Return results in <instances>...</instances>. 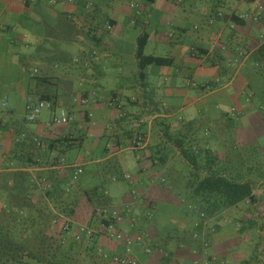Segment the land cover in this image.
<instances>
[{
    "label": "crops",
    "instance_id": "crops-1",
    "mask_svg": "<svg viewBox=\"0 0 264 264\" xmlns=\"http://www.w3.org/2000/svg\"><path fill=\"white\" fill-rule=\"evenodd\" d=\"M193 1L0 0V213L6 206L15 209L28 204L30 212L37 209L40 214L51 211L59 215L63 205H69L74 210L71 221L75 227L86 221L85 226L100 232L86 242L88 247L94 246L99 256L103 252L113 255L122 247L109 234H101L102 220L100 223L92 213L93 205H102L124 214L115 230L133 239L143 236L146 245L153 247L151 256L137 250L142 264H181L179 259L184 257L187 264H194L186 250L171 247V243L177 237L194 239L199 219L169 217L149 226L144 213L138 212L146 207L152 212L156 197L170 202L166 178L160 180V186L156 185L159 175L140 178V196L118 183L134 180L126 171L129 168H122L134 166L129 151L135 154L138 172L165 168L166 173L172 161L182 157L176 141L187 146L185 131L191 130L207 110H228V104L234 103L232 110L241 111L251 102L248 89L242 95L243 91H238L241 84L245 88L244 82L238 81L239 70L224 65L219 72V62L231 64L239 58L243 67L252 60L264 43V0H217L211 11L204 12L195 11ZM242 2L258 6L255 11L239 12ZM154 10L160 14L156 20ZM232 14L249 16L246 25L224 19ZM143 34L149 36L146 55L173 61L171 66H149L144 77L137 57L138 39ZM149 44L164 48V53H147ZM132 91L135 96H129ZM42 94L54 96L57 106L67 110V125L53 124L49 110L44 111L47 117L43 112L36 122L26 121L27 97ZM81 99L88 104L83 105ZM224 115L231 116L229 111ZM237 130L231 138L233 154L228 149L225 153L213 149L218 153V165H230V160L237 164V150L248 141L251 146V134ZM154 134L157 138L152 143ZM138 137L143 138L141 146L132 144ZM78 139L75 147L67 148V141ZM88 139L94 142L86 153L91 160L84 163L77 155L75 161H69L65 152L83 147ZM85 164L102 168L88 171ZM77 168L82 173L73 183ZM88 172L100 180L98 185L87 187L83 177ZM125 174L130 175L129 180ZM63 188L68 191L66 195ZM51 189L56 190L47 195ZM94 189L98 191L92 192ZM254 193L259 199L264 197L257 189ZM260 206L264 201L253 208L261 210ZM261 214L257 211L255 218L246 215L237 225L240 233L255 226L264 245ZM216 217L201 221L200 230L218 255L228 240L214 244L215 232L211 235L209 227L217 223ZM70 234L76 235L75 231ZM258 249L263 253V246ZM216 253L211 252L213 259Z\"/></svg>",
    "mask_w": 264,
    "mask_h": 264
},
{
    "label": "rangeland",
    "instance_id": "rangeland-1",
    "mask_svg": "<svg viewBox=\"0 0 264 264\" xmlns=\"http://www.w3.org/2000/svg\"><path fill=\"white\" fill-rule=\"evenodd\" d=\"M216 2L217 0H194L192 4L195 11L204 12V10L211 11L216 6ZM148 5L150 6L149 3ZM184 5H186V3H184ZM257 6L258 5L253 2H242L239 12H248L251 10L255 11ZM148 12H153V10L149 9ZM159 15L160 14L156 10H154L153 20H156L155 17H158ZM192 23H190L189 25H191ZM147 53L161 54L164 53V48L156 46L154 44H149ZM237 59L239 60V58ZM238 60H233L231 64L229 63V61L219 62V65L221 67L219 69V72H221V69L223 70L224 65H230L234 69V71L239 70L240 78L238 81H240L241 79V83L244 82L245 88L241 84V87H239L238 91L240 92L242 90L243 92L240 94L242 95L248 89L247 94H252L251 102L246 105L244 110L241 111L232 110L235 105L234 103L228 104V110L223 107L207 110L206 114L202 116L196 124L191 126V130L185 131L186 133H188L186 134L187 148L191 147L193 149H205V147H207L206 145L208 144L212 149L220 150L224 153L225 150L228 149L232 151L233 154L234 144L231 138L234 134H238L237 129H241L243 130L242 134H251L250 143L252 144L251 146H249L248 141L247 145H244L243 147H241V149L237 150V155L240 158V166L236 169L238 171L240 179H245V181H263L264 117L261 114V109L264 108V68H262L260 64L254 60L249 61L247 64L245 62V66L242 67L240 66ZM233 90L234 88H232V92ZM135 95V91H132L129 94V96ZM225 111H229V113L231 114L229 118L225 117ZM43 117H47V112L43 113ZM178 127L179 129L182 128L181 125H179ZM156 138L157 136H155L154 134L152 143L156 142ZM93 143L94 142L88 139L83 147L75 148L68 152H65L67 158L69 159V161H75L77 155H79L81 160H84V163L85 161H90L91 157H88L86 153L91 150V148L93 147ZM101 144L104 145L105 143ZM128 154L132 158L131 161L134 162L132 163V165L134 166H122V168H129L126 171L130 173L131 177H133L134 180L133 182L129 183L122 181L118 182L119 185L122 186L126 191H134L133 193L138 192L137 195L140 196L142 190V187H140L141 184H139L138 182L140 178L145 180L147 177H150L152 175H155V177L156 175H159L157 176L156 180L157 186H160V180H163L164 177L167 180V199L170 198L171 203L167 201L164 203L156 197V200H154L155 206L152 212V208L150 207L138 210L139 213H144L143 215H145V220H147L149 226L155 222L158 223L162 220H167L169 217L172 219H186L187 217V220L194 219L196 222L199 219L201 221L200 215L195 210L194 203L196 199L192 196V188L190 186L192 180L194 179L193 169L186 161L183 160L182 157L179 156L178 158L174 159L172 161V164L170 165V168H166L168 169L166 173H164L165 168H150L147 172L140 173L138 172L139 169L136 167V165H138V162L135 161V154L132 151H129ZM84 168H87L88 171H91L92 168L102 167L93 164H85ZM225 169L226 168H217L218 171H224ZM91 175L92 174L88 172L87 175L83 177V179L87 182L88 188L96 186L100 183V180H95L94 177L91 178ZM88 180L90 182H88ZM106 185H108L107 187L111 186V184ZM111 189L112 188H110V190ZM256 189L259 191L260 195L263 194L264 196V183L260 185V187L258 186V188ZM260 190L263 191V193H260ZM261 200H264V197H262ZM260 208L261 210H259L258 208L254 209L250 205H246V203H241L238 207L225 210L221 214L217 215V223L214 222V225L209 227V229H211V235L215 232V235H213L212 237L214 244L220 243V241L225 242L226 240H228L227 245H223V248L220 253L218 252V255L216 253L218 250L212 251L210 249L211 246H209L205 250L201 245L202 241L200 239L194 240L191 237L187 241L186 239H182V237H177L176 240L171 243V247L177 248L178 246L179 248L181 247L183 250H186L189 255H187V257L191 258L192 256L195 261H193L194 264H264V250L263 253H260L258 249V246L264 247V245H261V240L259 238L257 228L254 226L253 228L248 229L246 232L240 233L237 225V223L240 220H243L246 215L253 216L255 218L257 211L260 214L262 213L261 217L264 218V206H260ZM256 209L258 210L256 211ZM93 212L94 208H92V213ZM55 214L57 215V213ZM0 216H3L2 211L0 213ZM32 217H34V215ZM31 222L34 227H31L29 230L34 231L35 235L40 236L43 225L41 223L34 222L33 220H30V223ZM80 223H83L85 225L86 221H81ZM245 223L248 224V221L245 220ZM91 228L96 231L95 227ZM78 230V226H73L72 233H74V231L76 233V231L78 232ZM71 236H73V234L69 235V237ZM74 236L75 238L77 237V235ZM191 240L192 242L189 244ZM68 244L69 242L66 243V248L68 247ZM228 245L232 246L227 248ZM210 251L214 254L216 253L214 259L213 256L211 257ZM235 252H237L236 257ZM105 254L108 255L109 253L105 252ZM201 256L202 259L198 260L197 258H201ZM184 258L179 259V263L187 264V261H185ZM78 260L80 264H93L90 253L78 254Z\"/></svg>",
    "mask_w": 264,
    "mask_h": 264
},
{
    "label": "trees",
    "instance_id": "trees-1",
    "mask_svg": "<svg viewBox=\"0 0 264 264\" xmlns=\"http://www.w3.org/2000/svg\"><path fill=\"white\" fill-rule=\"evenodd\" d=\"M224 19L240 25H246V20L242 19V16L240 17L235 14L226 15ZM148 39L149 36L147 34H143L138 39L137 57L139 59L142 77H144V72L149 66H171L173 64V61L169 58L146 55L145 49ZM252 60L259 63L260 66L264 68V43L260 45ZM40 98L52 101L57 105V101L52 95L42 94ZM261 114L264 117V108L261 109ZM79 140L80 139L73 142L67 141V148L69 145H71L72 148L75 147ZM176 146L180 149L183 159L193 169L194 179L190 186L192 188V196L196 199L194 203L195 210L200 215L201 221L210 222L212 218L225 210L238 207L241 203H248L251 207L260 203L261 199L255 195L254 190L258 188L261 181H245V179H240L236 169L240 166V158L238 155L236 158L237 164L234 165L230 160V165L229 163L227 165H218V153L211 148H187L182 141H176ZM233 166L236 168H231ZM217 168L226 169L224 171H218ZM54 190L56 189H51L46 194L50 195ZM96 191L98 190L94 189L92 192ZM62 193L66 195L68 193L67 189L63 188ZM86 195L89 197L90 194L86 192ZM261 201L263 202L264 200ZM14 208L15 209H13V206L4 207L2 211L4 216H0V264H80V262H78V254L80 253H90V257L94 264L97 261H99V263L103 261L113 264V259L116 257H123L126 254V249L122 245H120L122 247L120 252L113 255L110 253L106 255L105 252H103L100 256L96 253V248L94 246L88 247L89 245L86 242L93 241L100 232L98 234L95 233L90 240L82 238V240L78 241L75 236L69 237L74 226L71 221L74 216V210L71 209L69 205H63V209H60V215L53 214L51 211H49V213L42 211L44 214L42 219V213L36 212L40 210L32 208L35 210L30 212L31 206L28 204ZM93 208V215H95L94 213L98 208L110 209L102 205H93ZM34 212L36 215H39L37 218H35ZM33 215L34 217H32ZM122 217L124 220V214H122ZM30 220L43 225L40 236L35 235L34 231L29 230L31 227H34L32 222L30 223ZM101 220L102 226L105 225L109 227L112 224L106 219H100V223ZM201 221L196 223V226L200 225V227L195 230L193 238L194 236V240H201L202 238V247L206 250V248L210 246V241L200 230L203 228ZM48 227L49 229L47 230ZM89 227L91 228V225ZM116 232L122 233L117 230ZM77 233L76 231V235ZM126 236L132 238L129 235ZM140 237L143 238V241L140 246L135 247V256L138 258L137 250L141 249L144 250L147 256L154 255L153 247L146 245L145 237ZM67 242H69V244L66 248L65 245ZM148 250L150 252H148ZM164 255H162L163 259L169 261V258ZM138 261L139 264H142L139 258Z\"/></svg>",
    "mask_w": 264,
    "mask_h": 264
},
{
    "label": "built area",
    "instance_id": "built-area-1",
    "mask_svg": "<svg viewBox=\"0 0 264 264\" xmlns=\"http://www.w3.org/2000/svg\"><path fill=\"white\" fill-rule=\"evenodd\" d=\"M249 16L244 15L242 19L247 20ZM83 105L88 104V100H81ZM7 104H5V107ZM49 110L52 112V123L55 125H67L69 123V114L64 107L57 106L54 102L49 100H43L40 97L28 96L25 104V118L28 123L36 122L41 114L45 111ZM143 138L138 137L136 140L132 142L135 146L143 145ZM62 164H65V160H62ZM82 173L80 168H77V172L73 177V183L78 175ZM124 178L127 180L130 179L129 174H125ZM95 217L98 219H106L110 221L111 226L103 225L101 227L102 233L109 234L112 238L115 239L120 245L124 246L126 249V254L123 257H116L113 259V264H139L138 258L134 254V249L136 246H140L142 244L143 238L138 236L137 238H129L123 233L116 232L115 227L118 223L123 221V217L121 212L115 209H103L98 208L95 211ZM95 234V231L89 226L82 225L79 227L77 233V240L80 241L82 238H86L90 240ZM148 252H150L148 250Z\"/></svg>",
    "mask_w": 264,
    "mask_h": 264
}]
</instances>
